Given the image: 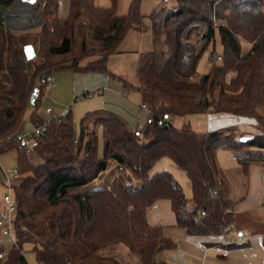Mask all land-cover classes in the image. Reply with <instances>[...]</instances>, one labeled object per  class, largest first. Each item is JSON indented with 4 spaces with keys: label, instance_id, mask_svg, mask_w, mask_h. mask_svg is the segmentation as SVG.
Listing matches in <instances>:
<instances>
[{
    "label": "trees",
    "instance_id": "16d2710c",
    "mask_svg": "<svg viewBox=\"0 0 264 264\" xmlns=\"http://www.w3.org/2000/svg\"><path fill=\"white\" fill-rule=\"evenodd\" d=\"M16 1L0 0V8ZM140 2L132 0L127 13L118 15L117 0L107 8L95 0H68L60 17L57 0H44L40 51L31 61L23 54L25 45L34 49L33 41L25 43L29 32L5 39L0 18V154H13L17 169L12 182L15 245L6 252L0 245V264H28L25 246L37 264H119L101 254L117 245L143 264H166L157 262V255L176 245L146 218L149 207L162 199L170 202L176 225L189 236H219L223 226L234 223V204L216 151H229L244 175L252 163L263 160L264 0H175L174 13L162 24L167 57L159 62L155 52H140L137 85L124 84L149 109L147 125L142 131L129 130L115 114L97 118L103 157L97 156V137L84 120L75 138L69 112L48 122L32 112L33 127L44 130L31 154L18 148L15 134L23 130L24 112L41 76L61 70L107 73V58L118 53L126 34L143 29ZM49 18L55 22L49 24ZM215 33L221 60L210 58V70L198 75L199 60ZM243 41L250 45L246 51ZM38 102L39 90L34 108ZM203 113L252 120L261 134L239 141L236 137L244 136L233 127L195 133L189 126L177 129L169 120ZM159 120L167 125H157ZM162 158L184 172L191 207L172 174L151 173ZM111 161L117 172L111 184L86 188Z\"/></svg>",
    "mask_w": 264,
    "mask_h": 264
},
{
    "label": "rangeland",
    "instance_id": "374dc122",
    "mask_svg": "<svg viewBox=\"0 0 264 264\" xmlns=\"http://www.w3.org/2000/svg\"><path fill=\"white\" fill-rule=\"evenodd\" d=\"M58 1L60 2V0ZM131 1L132 0H117V14H126ZM97 4L101 8H107L110 6V0H98ZM43 5L44 0H37L32 4L34 8L32 10H35L39 16ZM175 5V0H141L140 11L144 16L142 20L143 29L137 30L134 28L126 34L117 48L118 53L112 54L107 58V73L61 70L51 72L45 77L44 81H41L40 78V81L37 82L39 102L37 107L28 106L25 109L23 130L31 132L35 129L29 120L32 112H36L40 119L45 122L63 116L65 112H69L76 139H78L80 135L81 120L85 121L90 131L93 130L95 132L97 137L98 157H103V138L101 134V125L96 124L95 121L100 116L105 115V113L115 114L120 117L126 123L129 130L142 131L150 118V112L140 108L141 102L138 94L132 89L125 88L124 84L126 83L132 87H136L135 68L140 52H155L159 62H162L167 57L162 24L166 17L174 13L176 8ZM3 8L7 7L0 8V18L5 29L3 32L5 39L14 33L29 32L28 34H24L27 35L26 37L29 36L30 38L28 41L24 39L25 43H31L33 41L32 43L34 45L31 44L34 46L35 54L38 55L42 38L38 30L39 27L21 32L10 31L7 22H11L12 26L20 24L21 21H24V24L31 23L28 21V18L24 16L22 11L16 12L17 14L13 15L12 13L14 12H4L2 10ZM57 12L58 15L61 13L60 5H58ZM53 22H55V19H48L49 24ZM34 23L35 21L33 20V24ZM9 42L12 44L13 41ZM22 43L24 42L18 44V48L24 45ZM249 47V44L244 41L242 42L243 51H246ZM212 51L216 55H219L221 52V45L217 33H215L213 44L208 46L199 60L197 67L198 75H203L210 70L212 65L210 54ZM87 61L88 60H84L81 62V65L85 64ZM207 115L208 114L204 113L192 114L185 117H174L169 120L175 128L180 129L184 126H189L195 133H204L208 130L219 129L224 126H233L238 133L244 136L241 138L236 137L239 141H241L242 138H250L261 134V131L255 127V123L252 120L238 118L232 115L217 116L220 114H213L215 116L211 118ZM216 159L218 168L221 172L220 174L229 185L230 199L233 204H236L239 199L245 196L246 178L240 172L237 163L229 151L219 148L216 151ZM32 163L36 165L38 161L32 159ZM14 169H16V163L13 154H0V210L2 208L3 196L7 194L5 188L7 185L5 174H10ZM158 169L167 171L173 175L182 188L188 202V207H191L192 192L184 172L177 168L168 158H162L154 165L153 174L158 172ZM116 175L115 163L111 161L107 169L86 188L94 190L107 188ZM11 196L13 195L11 194ZM237 219H239V217H237ZM223 236L224 235L221 234L220 238L223 239ZM1 243L3 244L2 247L4 252L11 248V244L5 243L0 234V244ZM101 254L103 256L115 258L119 264H143L137 256L132 255L121 245L104 249L101 251ZM23 255L28 264H37L29 246H25ZM160 260L161 259L158 258L156 261L160 262Z\"/></svg>",
    "mask_w": 264,
    "mask_h": 264
},
{
    "label": "crops",
    "instance_id": "0c3cea01",
    "mask_svg": "<svg viewBox=\"0 0 264 264\" xmlns=\"http://www.w3.org/2000/svg\"><path fill=\"white\" fill-rule=\"evenodd\" d=\"M95 1L97 4L98 0ZM58 5L61 10L58 16L63 17L68 8V0H60V2L57 0V9ZM16 12L12 14H17ZM23 22L21 21V24ZM228 115L230 114L217 116ZM207 116L211 118L215 115L211 113ZM228 127L233 126L219 129ZM262 155V162L252 163L246 175L240 171L246 178V192L245 196L233 205L235 220L228 231L222 234L223 239L220 235L214 237L187 235L183 228L176 225L170 202L165 199L155 201L146 212L147 222L151 227H160L163 237L170 239L176 245L173 250L159 253L156 260L160 258V262L166 264H264V152ZM236 237L245 238V243L224 244L225 240L234 241Z\"/></svg>",
    "mask_w": 264,
    "mask_h": 264
},
{
    "label": "built area",
    "instance_id": "2783aa9c",
    "mask_svg": "<svg viewBox=\"0 0 264 264\" xmlns=\"http://www.w3.org/2000/svg\"><path fill=\"white\" fill-rule=\"evenodd\" d=\"M210 58L214 61H220L221 57L219 55H216L215 53L210 54ZM89 96V94H88ZM140 108L142 110H146L149 112V109L141 104ZM167 125V123L162 122L159 120L157 122V125ZM44 130V126L37 127L31 132H26L24 130H20L15 134V139L18 145V148L22 150L26 154H31L34 147L37 145V138L41 134V132ZM9 141V139H7ZM2 151V143L0 142V153ZM17 177V169H14L10 174H5L6 178V190L7 194L3 196L2 199V208L0 210V234L3 238V241L5 243L11 244V246L15 245V238L13 234V224H14V217L16 212V203L13 199L12 194V182L14 178ZM228 226H223L221 228L222 234H225L228 231ZM245 243V238L242 237H236L234 241H228L225 240V245H243ZM3 246V244H0ZM4 257L3 252H0V260Z\"/></svg>",
    "mask_w": 264,
    "mask_h": 264
},
{
    "label": "water",
    "instance_id": "95a60500",
    "mask_svg": "<svg viewBox=\"0 0 264 264\" xmlns=\"http://www.w3.org/2000/svg\"><path fill=\"white\" fill-rule=\"evenodd\" d=\"M35 1H37V0H26V1L25 0H17L13 6L2 9L3 11H14V12L22 11L23 14L25 15V17H27L28 21L31 23V24H24V23L21 24L20 23V24H17L16 26H12L11 22H7L10 31L21 32V31L33 29L34 27H40L42 25V20L40 19V17L36 13V11L32 10V9H34L32 7V4ZM33 20L35 21L34 24H33ZM23 54H24V58L26 61H31L32 59L35 58V51L31 45H25L23 47ZM45 77H46V75H42L41 81H44ZM37 93H38V90L36 88H34L32 94L29 98V106L34 105V99L37 96ZM248 140H249V138H242L241 139V141H248Z\"/></svg>",
    "mask_w": 264,
    "mask_h": 264
},
{
    "label": "bare ground",
    "instance_id": "6f19581e",
    "mask_svg": "<svg viewBox=\"0 0 264 264\" xmlns=\"http://www.w3.org/2000/svg\"><path fill=\"white\" fill-rule=\"evenodd\" d=\"M26 1V0H25ZM4 12H14V11H4Z\"/></svg>",
    "mask_w": 264,
    "mask_h": 264
}]
</instances>
